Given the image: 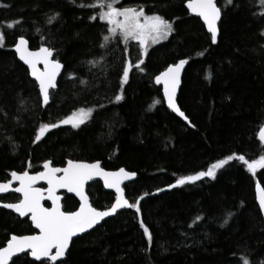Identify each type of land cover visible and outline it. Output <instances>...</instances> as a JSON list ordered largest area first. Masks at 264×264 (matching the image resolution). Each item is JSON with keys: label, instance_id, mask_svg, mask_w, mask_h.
<instances>
[{"label": "trees", "instance_id": "trees-1", "mask_svg": "<svg viewBox=\"0 0 264 264\" xmlns=\"http://www.w3.org/2000/svg\"><path fill=\"white\" fill-rule=\"evenodd\" d=\"M186 1H123L169 21L179 19L168 40L149 50L141 66L146 71L133 69L128 84L122 85L125 62L135 63L142 51L137 43L126 45L120 37L100 47L106 25L89 19L99 9L79 7L93 0H0L11 5L0 8V30L5 35V47L0 48V181L12 171L41 170L47 160L55 165L68 159L101 160L107 169L125 168L137 174L124 188L131 202L139 200L141 212L122 210L73 240L66 264L264 261V217L256 200L257 182L264 187V169L252 176L242 162L229 161L217 170L215 179L204 177L170 188L179 178L206 171L229 155H244L250 162L264 155L259 140L264 123V37L260 36L264 11L259 0H233L226 9L223 0H217L221 37L213 45L202 21L185 8ZM57 12L59 18L47 23ZM16 20L22 25L5 27ZM20 35L32 48L54 47L56 58L65 65L45 107L37 83L15 54ZM201 51L203 57L197 55ZM101 57L103 62L95 67L87 63ZM188 58L178 103L191 125L166 107L154 80L167 66ZM209 73L211 79L206 78ZM121 88L124 100L116 103ZM155 100L161 103L150 110ZM80 108L95 111L79 129L61 125L35 141L40 125L58 123ZM88 193L97 208H107L115 200L101 182L90 184ZM17 197L0 199L13 202ZM76 204L67 199L65 208L74 209ZM228 212L235 215L224 225ZM141 219L153 234L150 248ZM31 230L27 221L0 208V246L11 234ZM20 257L14 259L16 264H45L27 254Z\"/></svg>", "mask_w": 264, "mask_h": 264}, {"label": "snow or ice", "instance_id": "snow-or-ice-1", "mask_svg": "<svg viewBox=\"0 0 264 264\" xmlns=\"http://www.w3.org/2000/svg\"><path fill=\"white\" fill-rule=\"evenodd\" d=\"M75 3L76 0H71ZM120 0H93L88 5L80 4L79 7H89L99 9L96 15H91V21H104L106 31L111 35H102L103 43L101 48H106L109 42L119 34L124 43L127 45L130 41L138 42V47L142 50V56L138 53L136 62L131 59L127 60L122 68L121 84L126 85L129 82L130 73L133 69L140 72L146 71L141 66L145 64V57L151 45L160 43L162 40L168 39L175 31L173 25L175 19L169 21L158 13L146 14L143 8L123 7L118 8L116 5ZM264 5V0H260ZM233 0H223V7L232 5ZM187 9L197 17L202 18L203 24L206 25L209 34L210 43L215 45L218 38L221 37L219 22L221 21V7L217 6L216 0H187ZM239 5H237L238 7ZM11 5L0 2V8H10ZM264 15V12L260 13ZM60 16L55 13L48 18L47 23L52 24ZM22 25V21L16 20L7 23V29H13ZM40 29L36 28V32L40 33ZM79 36V33L76 34ZM260 36L264 37V29L261 30ZM5 47L4 31L0 30V48ZM264 48V45L261 46ZM15 54H18L19 60L31 70V76L35 78L39 85V91L43 98V104L47 106L50 101V90L57 88V77L60 75L64 64L59 59H54L56 49L52 46H41L38 50H30L29 41L23 35L19 36L18 43L14 45ZM206 51V50H205ZM203 57L204 51L197 53ZM189 59H180L178 63L171 64L165 68L159 75L154 77L155 84L163 86V96L166 99L167 107L177 113L184 120L188 117L180 109L176 102L177 89L181 82V73L185 65L189 63ZM103 62L100 60L87 61L93 67ZM43 66L42 69L39 66ZM74 78V77H73ZM211 79V74L206 77ZM81 83H87L81 81ZM115 102L119 103L124 100L123 89L120 94L115 96ZM160 100H155L150 110L156 104H160ZM104 107V105H100ZM95 111L93 108H80L73 112L72 115L60 120L58 123H45L39 126L38 133L34 139L39 142L44 138L46 133L52 129L59 128L61 125H71L73 128L79 129L81 125L92 117ZM260 141L264 142V128L259 132ZM240 161L247 167V171L255 176L258 169H264V155L250 162L244 155H229L226 159L219 160L208 167L206 171H200L195 175H189L179 178L170 188L183 186L189 183H195L204 177L216 178L217 170L224 168L229 161ZM29 167L31 165L29 164ZM44 171H40L35 175H30L28 171L18 173L12 171L11 179L8 182L0 183V193L13 191L22 195L18 203H3L0 207L11 209L19 215V217H29L35 229L39 230L36 235H16L12 234L7 241L6 246H0V264H16L14 257H20L19 254L30 252L31 257L36 261H44L45 264H66V257L69 253L73 238L83 233L89 232L96 225L100 224L106 217L114 215L118 209H134L136 213L141 212L139 200L129 202L125 198L124 189L121 185L125 180H131L136 176L135 172L126 171L120 168L118 171H106L101 167V162H83L67 160L66 167H54L51 160L43 164ZM97 177L103 180V184L114 189L118 194L115 197V204L107 210H98L90 203L89 196L86 193V185ZM44 181L46 188L36 187V184ZM18 182L19 186L12 188V183ZM66 189L68 193H74L79 198V208L76 211H65L61 204V197L57 195L58 190ZM162 191V190H161ZM258 193L259 209L264 212V187L259 183L256 184ZM143 199V197H140ZM51 201V207H45L44 201ZM243 206V205H241ZM235 213L228 212L224 219V225L228 224ZM197 220L203 217H197ZM140 226L143 228V234L146 237L148 247L153 242V234L147 226L144 225L143 219L140 220ZM223 226V225H222ZM247 264V262H246ZM264 264V261H261Z\"/></svg>", "mask_w": 264, "mask_h": 264}, {"label": "water", "instance_id": "water-1", "mask_svg": "<svg viewBox=\"0 0 264 264\" xmlns=\"http://www.w3.org/2000/svg\"><path fill=\"white\" fill-rule=\"evenodd\" d=\"M216 3H217V6H219L218 5V2H217V0H216ZM187 1H186V3H185V7H186V9H187ZM188 11H189V13L192 15V16H195V17H197L195 14H193V13H191V11L189 10V9H187ZM222 13V12H221ZM221 17H222V14H221ZM197 18H199L201 21H202V18H200V17H197ZM202 23H203V21H202ZM220 23V22H219ZM205 27H206V25H205ZM25 37V36H24ZM26 39H28L27 37H25ZM18 39H19V37L17 38V40H16V42H15V44L16 43H18ZM28 41H29V39H28ZM44 46H47V45H44ZM29 48H30V50H33V51H35V50H38L39 49V47L38 48H32L31 47V44H30V41H29ZM15 51V50H14ZM16 56H17V58H18V60H19V56H18V54H16ZM54 59H58V58H56V53L54 54ZM20 61V60H19ZM22 64H24L23 63V61H20ZM61 62V61H60ZM61 63H63V62H61ZM178 63V62H177ZM64 64V63H63ZM25 65V64H24ZM26 67H27V69H28V71H29V75H30V78L33 80V81H35L36 83H37V85H38V82L35 80V78L34 77H32L31 76V70L28 68V66L27 65H25ZM186 66V65H185ZM39 67H41V69H42V65L41 66H39ZM64 67H65V65H64ZM185 69V68H184ZM63 70H64V68L61 70V73H60V75L57 77V85H58V81H59V78H60V76H61V74L63 73ZM164 71V70H163ZM183 72H184V70L182 71V73H181V78H182V74H183ZM161 73V72H160ZM159 73V74H160ZM158 74V75H159ZM180 85H181V82H180ZM180 85H179V87H178V89H177V95H176V102H177V105L180 107V105H179V103H178V93H179V89H180ZM158 86H160L161 87V89H162V95H163V86L162 85H158ZM38 88H39V85H38ZM53 90V89H52ZM50 93H51V90H50ZM41 95V94H40ZM41 98H42V95H41ZM163 99H164V102H165V105H166V107H167V102H166V99L164 98V96H163ZM51 100V99H50ZM42 103H43V98H42ZM49 103H50V101H49ZM43 106L45 107V105L43 104ZM168 108V107H167ZM169 109V108H168ZM180 109H181V107H180ZM171 112H173L171 109H169ZM182 110V109H181ZM183 111V110H182ZM184 112V111H183ZM174 114H176V115H178L177 113H175V112H173ZM185 113V112H184ZM186 115V114H185ZM179 116V115H178ZM180 117V116H179ZM180 118H182V117H180ZM183 119V118H182ZM183 121L185 122V123H187L188 125H191V123H190V120H189V118H188V120H184L183 119ZM262 128H264V123H263V125H262ZM260 140V139H259ZM262 142V141H261ZM263 144H264V142H262ZM69 160V159H68ZM71 160H74V161H83V162H89V163H91V162H97V161H99V162H101V167L102 168H104L106 171H111V172H115V171H118L119 169H107V168H105V167H103V163H102V161L101 160H97V161H88V160H77V159H71ZM47 161H49V160H47ZM47 161H45V162H47ZM44 162V163H45ZM43 163V164H44ZM67 166V162H66V164H65V166H63V167H66ZM125 169V168H124ZM126 170V169H125ZM25 171H28V170H25ZM40 171H44V168H43V166H42V170H40ZM40 171H38V172H40ZM126 171H128V170H126ZM16 172H18V173H21V172H23V171H16ZM29 172V174L30 175H35V174H37L38 172H31V171H28ZM131 172V171H130ZM9 179L7 180V181H0V183H4V182H8V181H10V179H11V176L9 175ZM137 178V174H136V176L135 177H133L131 180H125L124 181V183L121 185V187L124 189V195H125V198L126 199H128L129 200V202L131 203V201H130V199L128 198V196H127V193H126V190H125V188H124V186L127 184V183H130V182H132V181H134L135 179ZM93 182H101L102 183V185H103V187H104V189L106 190V191H108V192H111V193H113L114 195H115V197L118 195L116 192H115V190L114 189H109V188H107L104 184H103V180L101 179V178H99V177H97L96 179H94L93 181H90L89 183H88V185L89 184H91V183H93ZM257 183H259L261 186H262V184L260 183V182H257ZM44 185L47 187V184H46V182H44V181H40V182H38L37 184H36V187H42V188H46V187H44ZM88 185H86V193L88 194V196H89V200H90V203H92V201H91V197H90V195H89V193H88ZM19 186V183L18 182H13L12 183V188H15V187H18ZM263 187V186H262ZM9 193H15V192H13V191H8V192H5V193H0V195H7V194H9ZM65 193H67V194H70V195H72V196H74V197H76L75 196V194L74 193H68L67 192V190L66 189H60V190H58V192H57V195H59L60 197H61V204L63 205V199H64V196H65ZM15 194H17L19 197H20V199H22V195L21 194H19V193H15ZM76 199L79 201V198L78 197H76ZM256 200H257V203H258V205H259V201H258V193H257V191H256ZM19 201H17V202H0V204H3V203H18ZM45 202H49L50 204H51V201H49V200H45L43 203H44V206H45ZM80 203V202H79ZM115 204V200H114V202L109 206V207H111L112 205H114ZM92 205H93V203H92ZM94 206V205H93ZM46 207V206H45ZM51 207V206H50ZM95 207V206H94ZM109 207H107V208H97L98 210H107ZM0 208H3V207H0ZM78 208H79V206H78ZM78 208L76 209V210H78ZM4 209V208H3ZM5 210H7V211H9V212H12L14 215H16L17 217H19V215L17 214V213H15L13 210H11V209H5ZM75 210V211H76ZM122 210H125V209H118L117 210V212L114 214V215H112V216H110V217H106L104 220H102L101 222H100V224H98V225H96L93 229H91V230H89V232H91L92 230H94L95 228H97L98 226H100L101 224H103V222L104 221H106L107 219H109V218H112V217H114V216H116L120 211H122ZM262 212V211H261ZM262 215H263V217H264V212H262ZM19 218H21V219H25V218H27V217H19ZM29 219H30V216H29ZM30 221H31V219H30ZM32 226H33V228H34V230L36 231L35 233H33V234H26V235H36V234H39V230L38 229H35V227H34V225L32 224ZM89 232H86V233H83V234H81L80 236H83V235H85V234H87V233H89ZM16 235H18V234H16ZM80 236H78V237H80ZM78 237H74L73 238V240H75L76 238H78ZM6 246V245H5ZM71 247V246H70ZM25 254H28L29 255V257L32 259V260H34V261H36L35 260V258H33V257H31V255H30V252H28V253H25ZM21 255H24V254H19V256H21ZM67 257V256H66ZM66 257H64V258H62V260H64V259H66ZM15 258H17V257H14L13 259H15ZM38 262H40V261H38ZM58 262H60V261H57L56 263H58Z\"/></svg>", "mask_w": 264, "mask_h": 264}, {"label": "flooded vegetation", "instance_id": "flooded-vegetation-1", "mask_svg": "<svg viewBox=\"0 0 264 264\" xmlns=\"http://www.w3.org/2000/svg\"><path fill=\"white\" fill-rule=\"evenodd\" d=\"M123 1L124 0H122V3H123ZM186 8V7H185ZM189 12V11H188ZM67 162V161H66ZM53 163V162H52ZM65 164L66 163H64V164H62V165H55L54 163H53V166L54 167H63V166H65ZM42 170V169H41ZM29 171V170H28ZM38 171H40V170H38ZM38 171H35V172H38ZM32 172V171H31ZM10 177H8L6 180H4V181H7L8 179H9ZM93 183H96V182H93ZM92 184V183H91ZM90 185V184H89ZM88 185V186H89ZM44 187H46L45 185H44ZM9 194H15V193H9ZM9 194H7V195H9ZM15 195H17V194H15ZM6 195H0V197H5ZM18 196V195H17ZM19 199H20V197L18 196L17 197V199H16V201H13V202H17V201H19ZM67 199H75L76 201H77V204H76V207L74 208V209H71V210H67L66 208H65V201L67 200ZM91 201H92V199H91ZM0 202H8V201H4V200H2V199H0ZM94 205V204H93ZM45 206L46 207H50L51 206V204L49 203V202H45ZM78 206H79V201L76 199V197H74V196H72V195H70V194H67V193H65V196H64V199H63V210H65V211H75L77 208H78ZM95 206V205H94ZM96 207V206H95ZM16 216V215H15ZM17 217V216H16ZM17 218H19V217H17ZM19 219H21V218H19ZM21 220H25V221H27L29 224H30V226H31V232H29V233H23V234H18V235H26V234H33V233H35L36 231L34 230V228H33V226H32V223H31V221H30V219H29V217H27V218H25V219H21ZM12 235V234H11ZM11 237V236H10ZM7 243V242H6ZM6 245V244H5ZM4 245V246H5ZM28 255V254H27ZM29 256V255H28ZM31 259V258H30Z\"/></svg>", "mask_w": 264, "mask_h": 264}, {"label": "rangeland", "instance_id": "rangeland-1", "mask_svg": "<svg viewBox=\"0 0 264 264\" xmlns=\"http://www.w3.org/2000/svg\"><path fill=\"white\" fill-rule=\"evenodd\" d=\"M259 4H260V6L262 7V9H263V11H264V5H261V3H260V0H259ZM116 7H118V8H123V7H136V8H140L141 6H138V5H133V4H123L122 3V0H120V3H118L117 5H116ZM143 8V7H142ZM143 10L145 11V13L146 14H153V13H155V12H148L145 8H143ZM100 11V10H99ZM102 22H104V21H102ZM105 23V22H104ZM107 35H111L110 33H108L107 32ZM116 37H120L122 40H123V38L119 35V34H117L115 37H113V38H116ZM170 37V36H169ZM168 37V38H169ZM168 39H166V40H162L160 43H163V42H165V41H167ZM130 42H135V43H137L138 44V42H136V41H130ZM160 43H157V44H154V45H151L150 47H149V50L152 48V47H154V46H156V45H158V44H160ZM149 50H148V52H149ZM142 51V50H141Z\"/></svg>", "mask_w": 264, "mask_h": 264}, {"label": "bare ground", "instance_id": "bare-ground-1", "mask_svg": "<svg viewBox=\"0 0 264 264\" xmlns=\"http://www.w3.org/2000/svg\"><path fill=\"white\" fill-rule=\"evenodd\" d=\"M109 207V206H108Z\"/></svg>", "mask_w": 264, "mask_h": 264}]
</instances>
